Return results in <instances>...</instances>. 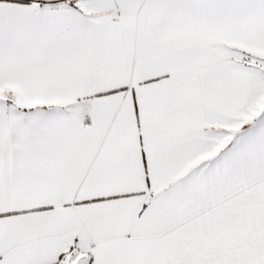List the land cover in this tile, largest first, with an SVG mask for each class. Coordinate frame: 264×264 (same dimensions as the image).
I'll list each match as a JSON object with an SVG mask.
<instances>
[{
    "label": "snow or ice",
    "instance_id": "snow-or-ice-1",
    "mask_svg": "<svg viewBox=\"0 0 264 264\" xmlns=\"http://www.w3.org/2000/svg\"><path fill=\"white\" fill-rule=\"evenodd\" d=\"M0 264H264V0H0Z\"/></svg>",
    "mask_w": 264,
    "mask_h": 264
}]
</instances>
